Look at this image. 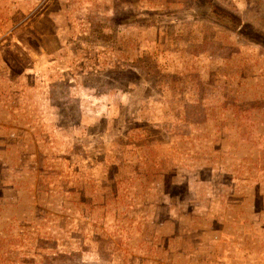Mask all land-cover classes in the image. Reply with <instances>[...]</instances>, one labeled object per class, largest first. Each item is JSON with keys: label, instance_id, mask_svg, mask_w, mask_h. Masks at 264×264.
I'll list each match as a JSON object with an SVG mask.
<instances>
[{"label": "rangeland", "instance_id": "1", "mask_svg": "<svg viewBox=\"0 0 264 264\" xmlns=\"http://www.w3.org/2000/svg\"><path fill=\"white\" fill-rule=\"evenodd\" d=\"M240 20L264 0H0V264H264Z\"/></svg>", "mask_w": 264, "mask_h": 264}, {"label": "trees", "instance_id": "2", "mask_svg": "<svg viewBox=\"0 0 264 264\" xmlns=\"http://www.w3.org/2000/svg\"><path fill=\"white\" fill-rule=\"evenodd\" d=\"M246 25L251 30L250 32L245 31ZM233 29L236 33L244 35L249 40H251L257 44L264 45V32L259 27L255 26V25L246 24V23H244L243 20H240V21H238V23L235 25V27Z\"/></svg>", "mask_w": 264, "mask_h": 264}]
</instances>
